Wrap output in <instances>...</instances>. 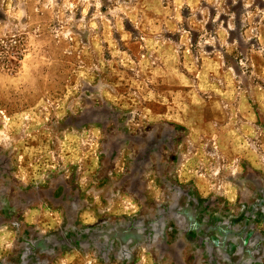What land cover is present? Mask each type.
<instances>
[{
    "label": "rangeland",
    "instance_id": "1",
    "mask_svg": "<svg viewBox=\"0 0 264 264\" xmlns=\"http://www.w3.org/2000/svg\"><path fill=\"white\" fill-rule=\"evenodd\" d=\"M0 264H264V0H0Z\"/></svg>",
    "mask_w": 264,
    "mask_h": 264
}]
</instances>
